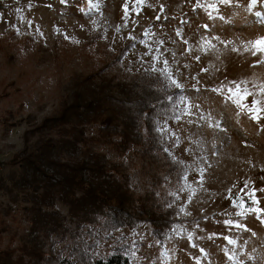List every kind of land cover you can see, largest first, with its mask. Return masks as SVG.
Returning a JSON list of instances; mask_svg holds the SVG:
<instances>
[{
  "label": "rangeland",
  "instance_id": "obj_1",
  "mask_svg": "<svg viewBox=\"0 0 264 264\" xmlns=\"http://www.w3.org/2000/svg\"><path fill=\"white\" fill-rule=\"evenodd\" d=\"M250 2L0 0L1 177L29 123L59 109L75 75L105 66L121 79L178 88L176 114L156 120L176 166L161 194L174 210L172 228L160 239L148 223L124 231L128 264H264V223L245 211L250 192L264 208V120L258 125L249 110L252 101L264 108V53L255 43L264 38V4L249 11ZM118 53L121 62H112ZM108 156L124 162L133 190L146 191L136 158ZM8 204L16 218L7 222L27 228L25 203L1 188L0 207ZM54 207L66 212L58 199ZM114 246L102 243L96 257Z\"/></svg>",
  "mask_w": 264,
  "mask_h": 264
},
{
  "label": "trees",
  "instance_id": "obj_2",
  "mask_svg": "<svg viewBox=\"0 0 264 264\" xmlns=\"http://www.w3.org/2000/svg\"><path fill=\"white\" fill-rule=\"evenodd\" d=\"M112 59L120 63L121 53ZM74 77L59 109L29 123L13 168L0 175V189L25 203L29 224L8 223L7 217L16 218L13 207H0V264H128L124 231L148 223L160 239L172 228L174 210L161 194L176 166L162 148L156 120L176 114L179 89L121 79L105 66ZM109 152L136 158L146 191L133 190L128 168ZM56 199L65 213L54 207ZM108 241L115 246L96 257Z\"/></svg>",
  "mask_w": 264,
  "mask_h": 264
},
{
  "label": "snow or ice",
  "instance_id": "obj_3",
  "mask_svg": "<svg viewBox=\"0 0 264 264\" xmlns=\"http://www.w3.org/2000/svg\"><path fill=\"white\" fill-rule=\"evenodd\" d=\"M61 2H63V0H61ZM219 2L221 4H230L232 0H219ZM257 3L264 4V0H251L250 4H248L249 11H251V9L254 8L257 5ZM212 7L214 8V6ZM80 11L83 12L84 10L82 11L80 9ZM255 16L262 17V13L260 11H257L255 12ZM209 17L211 18V14H209ZM261 23H264V18L261 19ZM262 42H264V38L255 42L257 45L256 47L257 53H264V46H260ZM237 103L241 108L244 107L242 104H239V101H237ZM258 103H259L258 101H252L249 110L252 113V115L250 116V119H252L253 121L257 122L258 125H260V122L264 120V108L257 107ZM260 131H264V126L260 127ZM261 191H264V190H261ZM247 195L249 196L251 206L248 208H245L242 202L240 207L245 208V211L249 212V214L251 215H254L256 219L261 220V222L264 223V220H262L261 218V214L264 213V208H261L258 206L259 199L255 196L254 192L247 193ZM238 215H243V213H238ZM225 223L231 225L233 228H244L245 230H247L245 225L239 222L233 224L232 221H226ZM225 239L228 241L229 244L233 243V240L229 239L228 237H225ZM125 251H127V249H125Z\"/></svg>",
  "mask_w": 264,
  "mask_h": 264
},
{
  "label": "built area",
  "instance_id": "obj_4",
  "mask_svg": "<svg viewBox=\"0 0 264 264\" xmlns=\"http://www.w3.org/2000/svg\"><path fill=\"white\" fill-rule=\"evenodd\" d=\"M1 173H2V166H1V164H0V175H1Z\"/></svg>",
  "mask_w": 264,
  "mask_h": 264
}]
</instances>
